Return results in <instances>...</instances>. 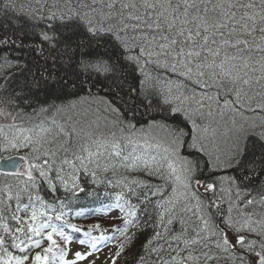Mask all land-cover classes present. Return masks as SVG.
<instances>
[{"label":"snow or ice","instance_id":"snow-or-ice-1","mask_svg":"<svg viewBox=\"0 0 264 264\" xmlns=\"http://www.w3.org/2000/svg\"><path fill=\"white\" fill-rule=\"evenodd\" d=\"M0 81V264H264V0H0Z\"/></svg>","mask_w":264,"mask_h":264},{"label":"rangeland","instance_id":"rangeland-1","mask_svg":"<svg viewBox=\"0 0 264 264\" xmlns=\"http://www.w3.org/2000/svg\"><path fill=\"white\" fill-rule=\"evenodd\" d=\"M0 115H3L5 117L4 120H0V123H4L7 122L8 120H10L11 118L7 116V109L3 108V106H0ZM78 247V245L72 244V248L73 250H76ZM108 254V250L105 249L98 258H96L95 260V264H107L106 260H105V256ZM71 258V257H69ZM83 264H91V261H86L83 262Z\"/></svg>","mask_w":264,"mask_h":264},{"label":"trees","instance_id":"trees-1","mask_svg":"<svg viewBox=\"0 0 264 264\" xmlns=\"http://www.w3.org/2000/svg\"><path fill=\"white\" fill-rule=\"evenodd\" d=\"M0 82H2V81H0ZM101 95L103 96L104 93L101 92ZM26 110H27L28 112L31 111V109H26ZM6 155H7V154H6ZM0 179H2V177H0ZM42 194L44 195L45 199L48 200V201H51V200L53 199V196H54V195H58V196H61V197L64 195L63 191H60V192H58V193L53 194V193H49L46 189L43 191ZM81 202H84V201H83V196H81ZM72 222L80 223L81 221L79 220V218H77V219H74ZM107 223L110 224L111 221H108ZM96 234L98 235L99 233H96ZM73 244L77 245L76 243H73ZM44 246L46 247L47 245L45 244Z\"/></svg>","mask_w":264,"mask_h":264}]
</instances>
